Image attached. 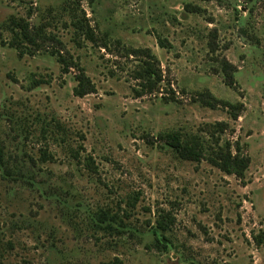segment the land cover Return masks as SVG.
<instances>
[{
  "label": "rangeland",
  "instance_id": "rangeland-1",
  "mask_svg": "<svg viewBox=\"0 0 264 264\" xmlns=\"http://www.w3.org/2000/svg\"><path fill=\"white\" fill-rule=\"evenodd\" d=\"M13 17L62 45L20 56ZM145 48L154 93L127 53ZM82 69L96 92L79 97ZM167 133L239 144L245 176L180 158ZM0 147V264H264V0H0Z\"/></svg>",
  "mask_w": 264,
  "mask_h": 264
},
{
  "label": "trees",
  "instance_id": "trees-1",
  "mask_svg": "<svg viewBox=\"0 0 264 264\" xmlns=\"http://www.w3.org/2000/svg\"><path fill=\"white\" fill-rule=\"evenodd\" d=\"M189 10V9H188ZM190 12H199V8H191ZM10 31L13 33V38L10 42V46L19 51V55H24L26 51L40 50L41 46L47 41H52L56 44L62 45V43L54 36H49L44 30V26L38 25L33 26L26 19L11 18L9 21ZM82 33L86 36L88 40L92 42L96 40L95 34L89 26L82 27ZM159 46L162 48H167L166 40L158 37ZM29 47V48H27ZM32 53V51H31ZM128 55H135L143 57L147 60H142L143 66L141 70L136 73V78L142 80V87L147 88L149 93H154L162 89L160 85L165 82V76L161 68V64L155 53L149 48L145 49H131L128 50ZM232 66L225 62L223 71L225 74V79L229 86L234 83V71ZM77 85L74 88V94L79 97L96 92V86L92 82L89 76L82 69L78 76H76ZM206 94V95H205ZM202 97V102L209 106H214L215 102L218 103L220 100L212 97L209 93H205ZM205 97V98H204ZM222 106L228 111H230L231 117L237 119L240 114L241 104H232L225 101H220ZM215 129L223 132L227 123L217 122L213 125ZM163 139L167 141V144L173 149V151L182 159L190 160L193 162H201L206 160L212 166L219 168L221 171L235 175L239 178L245 176L247 171L250 158L248 156L242 155L241 148L239 144L235 145L236 152L232 151V144L230 142H224L220 144V139L212 140L214 133L210 135L211 141L214 143H209L205 140H200V137L190 136L187 138L182 137L177 133H167L162 136ZM208 143V144H206ZM3 154L0 147V166H3ZM159 227L166 230L167 224L159 223ZM117 261L115 264H120Z\"/></svg>",
  "mask_w": 264,
  "mask_h": 264
}]
</instances>
